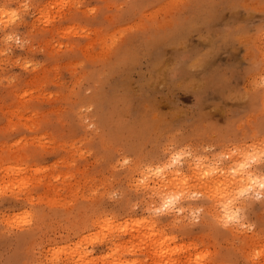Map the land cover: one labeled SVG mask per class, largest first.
<instances>
[{"label":"rangeland","instance_id":"374dc122","mask_svg":"<svg viewBox=\"0 0 264 264\" xmlns=\"http://www.w3.org/2000/svg\"><path fill=\"white\" fill-rule=\"evenodd\" d=\"M238 161L264 176V0H0V264H264Z\"/></svg>","mask_w":264,"mask_h":264},{"label":"bare ground","instance_id":"6f19581e","mask_svg":"<svg viewBox=\"0 0 264 264\" xmlns=\"http://www.w3.org/2000/svg\"><path fill=\"white\" fill-rule=\"evenodd\" d=\"M254 149H255V148H254ZM254 151H255V150H253V151L251 150L250 153L252 152V154H254V153H255ZM178 154H179V153H178ZM245 154H246L245 156H247L248 153H245ZM179 155H180V154H179ZM183 155H184V154H183ZM245 156H243V158H244ZM174 158L177 159L178 157L176 158V156H174ZM175 159L172 160V161L174 162ZM241 160H243V159L241 158ZM165 161H166V160H165ZM167 161H168V160H167ZM172 161H170V162H172ZM243 161H244V160H243ZM170 162L168 161L169 164H170ZM244 162H245V161H244ZM197 163H199V161H198ZM200 163H201V161H200ZM238 163H239V161H238ZM238 163H237L236 165H239V164L241 163V161H240L239 164H238ZM242 163H243V162H242ZM242 163H241V165H239L238 168H240V166L242 167V165L245 164V163H244V164H242ZM158 164H159V163H158ZM169 164H168V165H169ZM201 164H202V167H201ZM201 164L198 165V166H200L201 168H203V170L206 169V172H208V170H210L211 168H213V165H209V166L206 165V166H207V167H206L203 163H201ZM162 165H164V163H163ZM166 165H167V164L165 163V166H166ZM171 165H172V163H171ZM196 165H197V164H196ZM173 166H174V164H173ZM203 166H205V169H204ZM211 166H212V167H211ZM159 167H160V165H159ZM208 167H211V168L209 169ZM230 167H231V166H230ZM232 167H233V166H232ZM234 167H235V165H234ZM236 167H237V166H236ZM236 167H235V170H236ZM155 168H156V167H155ZM163 168H164V167L162 166L161 169H160V173H161V171H162ZM149 169H150V168H149ZM164 169H165V168H164ZM230 169H231V170H230ZM243 169H244V168H242V170H243ZM199 170L202 171V172H201L202 174L204 173V171H203L202 169H199ZM214 170H215V166H214ZM219 170H220V169H219ZM229 170H230V172L233 171L232 168H229ZM242 170H241V168H240V170L237 169L236 172H238V174H235V175H236V176H241V178H242L243 175H242L241 172H244L245 169H244V171H242ZM148 171H149V170H148ZM150 171H151V170H150ZM150 171H149V172H150ZM152 171H155V172H156L155 175L159 174V175H158L159 177L163 176V174H161V176H160V173L158 172L157 169H156V170H152ZM212 171H213V169H212ZM220 171H221V170H220ZM227 171H228V170H227ZM227 171H226V172H227ZM239 171H240L241 175H239V174H240ZM246 171H247V170H246ZM246 171H245V172H246ZM248 171H249V170H248ZM155 172H154V173H155ZM157 172H158V173H157ZM163 172H164V171H163ZM233 172H235V171H233ZM236 172H235V173H236ZM245 172H244V175H245V176H244L243 178L246 179V182H247V178H248V174H249V178H250V179L254 176V178H252V181H250L249 183L257 184V182L259 183V181H260V184H261V186H262L263 183H262L261 180L263 179L262 177H264L262 173L259 174V177L257 176L258 174H257V175H253V174H252L253 176L250 177V175H251L250 173L252 172L251 169H250V171H249L248 174H246ZM150 173H151V172H150ZM154 173L152 172V173L149 174L147 177H149L150 175H152V174H154ZM178 173H179V172H178V169H177V168L174 169V171L172 172V174L169 173V174L173 175V176H170V177H172L171 179H173V181H175L174 178L177 177L176 175H177ZM197 173H198V174L200 173V171H198V169H197ZM201 173L199 174V176L201 175ZM220 173H222V172H220ZM223 173H225V172H223ZM146 174H148V173L145 172V175H146ZM179 174H180V173H179ZM179 174H178V176H179ZM181 174H182V173H181ZM216 174H217V173H216ZM231 174H232V172L229 174V175L231 176V178H230V177L228 176V173H227V174L225 173V176L227 175V176L230 178V179H229V182H230V180H232V178H233V177H232L233 174H232V175H231ZM254 174H256V172H255ZM145 175H143V176H145ZM167 175H168V174H166V176H167ZM246 175H247V176H246ZM153 176H154V175H153ZM166 176H163V177H166ZM174 176H175V177H174ZM201 176H202V175H201ZM227 176H226V178L224 179V181L228 179ZM151 177H152V176H151ZM180 177H181V176H180ZM182 177H183V174H182ZM184 177H185V175H184ZM204 177H205V175H204ZM246 177H247V178H246ZM260 177H261V178H260ZM143 178L146 179V177H143ZM143 178H142V180H143ZM154 178H156V177H154ZM154 178H153V179H154ZM238 178H240V177H238ZM243 178L241 179L242 182H241V180H240L241 184H242L243 182L245 183V181H243ZM145 179H144V181H145ZM149 179H150V178H149ZM165 179H166V178H165ZM179 179H180V178H178L177 180H179ZM183 179H184V178H183ZM214 179H215V178H214ZM250 179H248V180H250ZM253 179H254V180L257 179V181L254 182ZM258 179H261V180H258ZM150 180H151V179H150ZM154 180H155V179H154ZM159 180H160V178H159ZM168 180L171 182L170 178H169ZM184 180H185V179H184ZM211 180H213V178H212ZM215 180H216V179H215ZM234 180H236V179H234ZM263 180H264V179H263ZM144 181H142V182L145 183ZM161 181H162V179L160 180V182H161ZM164 181H165V180H164ZM218 181H219V179L215 181V184H214L213 186H216V184L219 183ZM227 181H228V180H227ZM238 181H239V179H238ZM146 182H148V178H147V181H146ZM177 182H178V181H177ZM177 182L175 181V184H173V182H172V185H174V186H172L173 189H174L175 186L177 187V185H179V184H177ZM182 182H183V184H185L183 180H182ZM182 182H181V186H183V185H182ZM206 182H207V181H202V183H204V184H206ZM216 182H217V183H216ZM220 182H221V180H220ZM225 182H226V181H225ZM225 182H224V183H225ZM232 182H233V181H232ZM240 182H239V183H240ZM156 183H157V181H156ZM162 183H163V182H162ZM179 183H180V180H179ZM200 183H201V182H200ZM202 183H201V186H202V188H203L205 185H203ZM213 183H214V182H213ZM233 183H234V182H233ZM233 183L230 182L228 185H227V183H226V186L229 187V186H231V184H233ZM239 183H238V185L240 186ZM244 183H243V184H244ZM247 183H248V182H247ZM145 184H146V183H145ZM147 184H148V183H147ZM176 184H177V185H176ZM186 184H187V183H186ZM211 184H212V182H211ZM219 184H220V183H219ZM254 184H253V185H254ZM260 184H259V187H257V188H260ZM158 185H159V184H158ZM162 185H163V184H162ZM170 185H171V184H170ZM170 185H169V186H170ZM224 185H225V184H224ZM224 185H222V186H224ZM247 185H248V184H247ZM247 185L244 184V185H241V186L246 187ZM179 186H180V185H179ZM184 186H185V185H184ZM186 186H187V185H186ZM217 186H219V185L217 184ZM217 186H216V187H212V188H216V189L218 190ZM226 186H224L223 189H224ZM263 186H264V185H263ZM150 187H152V186H150ZM159 187H160V186H158V188H159ZM164 187H165V186H163V188H164ZM207 187H208V186H207ZM233 187H235V185H234ZM247 187H248V186H247ZM247 187H246V188H247ZM249 187H250V186H249ZM152 188H153V187H152ZM166 188H168V189L170 188V187H168V184H167V187H166ZM172 188H170V190H171ZM179 188H180V187H179ZM182 188H184V187H182ZM226 188H227V187H226ZM230 188H231V187H230ZM230 188H227V190L224 189V190L226 191V193L222 192L223 194H225L224 196L221 195L222 193L220 194L221 197L223 196V198H221V199H223V200H221V202L219 201V203H222L224 200L228 199V197L226 196V195H227V192L233 190V188H232L231 190H230ZM240 188H241V187H240ZM257 188H256V189H257ZM156 189H157V188H156ZM156 189H155V190H156ZM180 189H181V188H180ZM203 189H204V188H203ZM220 189H221V187H220ZM235 189H236V190H234L235 192H239V191H243V190L245 191V188H244L243 190H242V188H241V190H238V186H237V188H235ZM249 189H250V188H249ZM254 189H255V188H254ZM151 190H152V189H151ZM160 190H162V188L159 189L158 191H160ZM175 190H177V188H176ZM246 190H247V189H246ZM251 190H252V189H251ZM158 191L156 190V193H158ZM164 191L167 192V190H165V189H164ZM218 191H219V190H218ZM153 192H154V191H153ZM161 192H162V191H161ZM170 192H172V190H171ZM175 192H176V191H175ZM178 192H179V191H178ZM180 192H181V190H180ZM184 192L187 193V192H188L187 189H186V191H185V189H184ZM247 192H248V191H247ZM167 193H169V192H167ZM167 193L165 194V192H164L165 195H167ZM186 193H185V194H186ZM229 193H230V192H229ZM240 193H242V192H240ZM159 194H160V193H159ZM161 194H162V193H161ZM161 194H160V195H161ZM169 194H171V193H169ZM169 194H168V196H169ZM173 194H174V196H177V194H178V195H179V194L181 195V193H173ZM175 194H176V195H175ZM188 194H189V193H188ZM230 194H231V193H230ZM259 194H260V193H259ZM165 195H164V198L166 197ZM183 195H184V194H183ZM228 195H229V194H228ZM233 195H234V192H233L229 197H231V196H233ZM158 196H159V195H158ZM168 196H167V197H168ZM181 196H182V195H181ZM161 197H163V196H161ZM161 197H160V198H161ZM167 197H166V198H167ZM170 197H173V196L170 195L168 198H170ZM177 197H178V196H177ZM211 197H212V196H211ZM224 197H225L226 199H224ZM164 198H163V201H161V202H163V203H160V204H163V205H161V206H159V207L162 208V209H164V210H166L167 208H169V207H167V204H170V203L172 204V202H170V201L172 200V198H170V199L167 198L168 201H166V202L164 201V200H166V198H165V199H164ZM231 198H232V197H231ZM231 198H230V200H231ZM176 199H177V198H176ZM176 199L173 198V200H174L175 202H176ZM178 199H180V198H178ZM212 199H214V198H212ZM160 200H161V199H159V201H160ZM230 200H227V201H230ZM214 201L217 202L216 200H214ZM169 202H170V203H169ZM230 202H232V201H230ZM176 203H177V202H176ZM217 203H218V202H217ZM224 203H225V201H224ZM174 204H175V203H174ZM222 204H223V203H222ZM222 204H221V206H222ZM232 204H234V202H233ZM232 204H230V206H231ZM217 205H218V204H217ZM225 205L227 206V204H225ZM162 206H164V207H166V208H163ZM172 206H173V205H172ZM172 206H171L170 208H172ZM194 206H195V205H194ZM218 206L220 207V205H218ZM226 206L224 207V204H223V207H224L225 211H224V209L221 208V212H222V210H223V212H224V213H223V215H224L223 218H222V213L220 214V212H219V214H220V216H221L222 219H224V217H225V219L228 220L230 217L232 218V215H233L234 213L237 215L236 210H234L235 212L232 211L233 213L230 211V212H231L230 214L227 213V215L229 214V218H227L228 216H225V215H226L225 212H228V209H227ZM230 206H229V209H230ZM235 207H236V206H235ZM170 208H169V209H170ZM194 208H195V207H194ZM231 208H232V207H231ZM233 208H234V207H233ZM217 209L219 210L218 207H217ZM226 209H227V210H226ZM237 209H238V208H237ZM218 210H217V212H218ZM232 210H233V209H232ZM219 211H220V210H219ZM219 214H218V215H219ZM218 215H217V216H218ZM230 215H231V216H230ZM236 215H235V216H236ZM233 217H234V215H233ZM231 218L229 219L230 221H232ZM235 218H236V217H235ZM235 218H233V219H235ZM225 219H224V220H225ZM227 220H226V221H227ZM141 227H142V226H141ZM148 232H149V231H148ZM148 235H150V234H149V233H148V234L146 233V234H145V237L149 238L150 236H148ZM151 235H152V234H151ZM157 235H160L163 239L165 238V237H163L164 235H161L160 233H157ZM139 236H141L140 238H142L143 240H145V238L143 237L144 234H143V236H142V235H139ZM160 236H159V237H160ZM159 237H158V240H157V239H156L157 237L155 236V237H154V240L156 239V242H158L159 240H160V241L163 240V239H161V238L159 239ZM150 238H152V240H153V235H152ZM140 240H141V239H140ZM150 240H151V239H150ZM154 240H153V241H154ZM153 241H152V242H153ZM161 242H163V241H161ZM161 242H159V243H161ZM159 243H158V246H159ZM163 243H164V242H163ZM164 244H165V243H164ZM164 244H163V245H164ZM163 245H162V246H163ZM123 246H124V245H123ZM125 246H126V247H125L126 250H127V248L129 249V247H128L127 245H125ZM114 247H115V246H114ZM159 247H160V246H159ZM165 247H166V244H165ZM119 248H120L119 250H122V248H124V247L121 248V247L119 246ZM125 248H124V250H125ZM167 248H168V247H166L165 249H163V247H160V248L158 249V247H157L158 250L161 249L160 251H158L159 253H161L162 250H164L165 252H169L170 250H169V249H168L169 251L166 250ZM176 248H177V247H175V250H176ZM62 249H63V248H61V250H62ZM115 249H118V246H117V248H115ZM115 249H114V250H115ZM153 249H154V248H153ZM153 249H152L151 254H152V253H157L159 256L162 254V253L159 254L158 252H155L156 247H155L154 251H153ZM170 249H172L171 251L174 250V249L171 248V247H170ZM179 249H182V248L179 247L177 251H179ZM58 250H59V249H58ZM114 250H111V252H114ZM64 251H65V249H63V251H61V252H64ZM122 251H123V250H122ZM156 251H157V250H156ZM164 251H162V252H164ZM177 251L175 252L176 254H177ZM59 252H60V251H58L57 253H59ZM115 252H117V250H116ZM115 252H114V253H115ZM179 252H182V251H179ZM68 253H70V252H68ZM114 253H113V254H114ZM173 253H174V252H173ZM111 254H112V253H111ZM115 254H116V253H115ZM120 254H121V252H120ZM163 254H164V253H163ZM167 254H168V255H165V254H164L165 256L162 255V258H165V257H166V259L169 260V258H167V257H170V256H169L170 252L167 253ZM171 254H172V252H171ZM171 254H170V255H171ZM180 254H181V253H179V256H180ZM53 255L56 256L55 253H53ZM83 255L85 256V253H83ZM83 255H81V256H83ZM152 255H153V254H152ZM155 255H156V254H155ZM173 255H174V254H173ZM70 256H71V255H70ZM86 256H87V255H86ZM179 256H178V259H177V260H179ZM71 257H72V256H71ZM79 258H81L80 255H79ZM82 258L85 259V257H82ZM82 258H81V259H82ZM171 258H172V257H170V260H171ZM194 259H195V258H193L192 260H194ZM162 261H164V260H162ZM164 262H165V261H164ZM166 263H167V262H166ZM163 264H164V263H163ZM173 264H176V263H173ZM189 264H190V263H189Z\"/></svg>","mask_w":264,"mask_h":264}]
</instances>
